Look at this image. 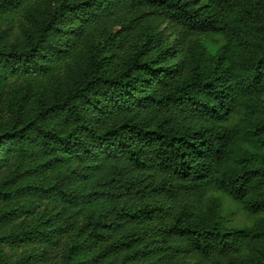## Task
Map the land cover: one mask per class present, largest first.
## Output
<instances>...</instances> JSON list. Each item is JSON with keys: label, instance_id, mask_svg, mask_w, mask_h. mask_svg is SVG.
<instances>
[{"label": "trees", "instance_id": "16d2710c", "mask_svg": "<svg viewBox=\"0 0 264 264\" xmlns=\"http://www.w3.org/2000/svg\"><path fill=\"white\" fill-rule=\"evenodd\" d=\"M7 225L24 264H264V0H0Z\"/></svg>", "mask_w": 264, "mask_h": 264}, {"label": "rangeland", "instance_id": "374dc122", "mask_svg": "<svg viewBox=\"0 0 264 264\" xmlns=\"http://www.w3.org/2000/svg\"><path fill=\"white\" fill-rule=\"evenodd\" d=\"M4 27H2L3 29ZM211 196H215L218 200L222 202L221 216L227 223L229 227L248 229L252 224V217L245 213L239 205L233 203L224 195L219 193H211ZM20 219L15 220L13 224V230H17L16 225ZM35 221L30 222L31 228L34 227ZM10 232L8 225L0 227V249L4 257L6 258L8 264H24L25 260L28 259L29 255L34 254V248L31 243L20 244L15 248H12L5 240L7 234ZM40 255V253H39ZM20 259H24V263H20ZM40 264H46L41 263Z\"/></svg>", "mask_w": 264, "mask_h": 264}]
</instances>
